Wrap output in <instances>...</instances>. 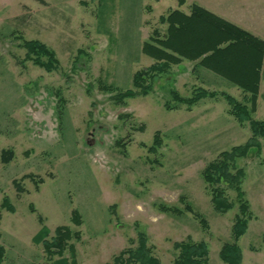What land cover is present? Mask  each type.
Wrapping results in <instances>:
<instances>
[{
	"label": "rangeland",
	"instance_id": "374dc122",
	"mask_svg": "<svg viewBox=\"0 0 264 264\" xmlns=\"http://www.w3.org/2000/svg\"><path fill=\"white\" fill-rule=\"evenodd\" d=\"M226 5L264 34V0ZM180 7L178 0H0V205L7 197L15 209L2 210L3 264L60 260L50 259L36 239L45 229L49 240L58 226L81 233L71 241L76 264H116V255L138 246L139 232L162 264H174L173 245L187 238L207 243L208 264H225L219 252L232 241L239 202L223 184L234 207L216 212L202 171L249 139V125L228 113L221 96L243 102L245 93L204 68L194 72L189 61L146 79L152 92L123 105L100 88L102 81L134 89L133 75L155 63L143 44L155 30L164 36L160 17ZM24 40L46 44L56 68L48 71L27 59ZM198 88L218 97L204 98L190 111L166 109L172 90L191 97ZM253 117L264 121V81ZM157 132L161 144L154 153L149 149ZM259 141L261 155L253 148L236 159L245 170L242 190L254 216L239 240L243 264H264V138ZM5 149L14 152L8 164L1 161ZM26 175L31 178L22 180ZM182 196L208 229L191 213L159 210L160 203L183 209ZM74 211L79 226L71 221ZM63 257L72 264L69 250Z\"/></svg>",
	"mask_w": 264,
	"mask_h": 264
},
{
	"label": "trees",
	"instance_id": "16d2710c",
	"mask_svg": "<svg viewBox=\"0 0 264 264\" xmlns=\"http://www.w3.org/2000/svg\"><path fill=\"white\" fill-rule=\"evenodd\" d=\"M184 3L185 0H178L179 6ZM160 22L167 25L166 34L162 36L155 30L149 40L143 44L142 49V52L155 63L133 75L134 89L122 90L102 81L100 88L112 94L111 98L115 104L123 105L129 98L152 92L153 83H149L146 79L154 81L159 74L168 71L172 65H180L183 61H189L195 62L194 72L198 68H204L239 87L245 93L243 102L225 93H221V96L229 105L228 113L241 126L249 125L251 133L249 139L243 145L221 152L202 171V177L216 212L226 213L234 207L225 196L223 184L236 192L239 206L231 228L232 241L223 244L219 257L225 264H243L239 240L245 235L248 224L254 216L242 190L245 170L236 166V159L245 157L253 148L256 154L261 155L259 140L264 138V121L255 119L253 115L257 111L260 84L264 81V40L198 4L191 5L189 14L180 9L170 10L167 15L160 17ZM22 46L27 51V59L48 71L56 68L55 53L43 42L24 40ZM170 95V101L165 103L166 109L177 110L185 106L187 111H190L204 98L218 97L216 92H208L202 88H198L191 97H183L176 90H172ZM160 144L161 135L157 132L153 138V146L149 150L155 153ZM13 158L12 149L2 151L1 161L4 164H8ZM25 178H31V175L24 176L22 180ZM14 183L19 193L24 192L23 187L17 181ZM180 201L184 203L183 209L163 203L157 206L162 212L178 216H182L185 212L191 213L203 229H208L207 220L194 211L184 196L180 197ZM3 209L15 212L7 197L0 205V221ZM30 209L34 211V207L31 206ZM39 221H42L41 217ZM71 221L76 226L82 224V219L76 211L73 212ZM45 236H47V231L42 229L36 239L42 241L44 250L50 259L54 256L60 257V260L52 264H69L68 259L63 257L66 250L70 251L72 264H76L75 247L71 241L80 240V232H73L68 226H58L53 237L48 240ZM173 246L177 251L174 264H208L209 247L205 241L196 242L187 238L184 241L175 242ZM5 253V248L0 245V264H3ZM114 262L116 264H162L153 255L152 246L148 245V238L144 232H139L138 246L121 251L114 257Z\"/></svg>",
	"mask_w": 264,
	"mask_h": 264
},
{
	"label": "crops",
	"instance_id": "0c3cea01",
	"mask_svg": "<svg viewBox=\"0 0 264 264\" xmlns=\"http://www.w3.org/2000/svg\"><path fill=\"white\" fill-rule=\"evenodd\" d=\"M231 0H185V3L183 6H181L179 9L184 11L185 13L189 14L191 5L193 3H196L205 9L209 10L210 12L216 14L217 16L241 27L242 29L252 33L256 37L264 40L263 37V31L260 30V28L256 27L255 25H250L246 23L244 20H242L241 17L237 16L233 13L232 7L229 5H226L227 2H230ZM263 66H264V56H263Z\"/></svg>",
	"mask_w": 264,
	"mask_h": 264
}]
</instances>
